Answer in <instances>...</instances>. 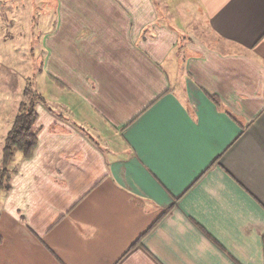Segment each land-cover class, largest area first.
Returning <instances> with one entry per match:
<instances>
[{"label":"crops","instance_id":"crops-1","mask_svg":"<svg viewBox=\"0 0 264 264\" xmlns=\"http://www.w3.org/2000/svg\"><path fill=\"white\" fill-rule=\"evenodd\" d=\"M53 1L0 264H264V0ZM40 3L0 0V90Z\"/></svg>","mask_w":264,"mask_h":264},{"label":"rangeland","instance_id":"rangeland-1","mask_svg":"<svg viewBox=\"0 0 264 264\" xmlns=\"http://www.w3.org/2000/svg\"><path fill=\"white\" fill-rule=\"evenodd\" d=\"M28 7L29 5L25 6L26 14L23 21V41L21 37H19V59L9 60L10 69H8L7 77L10 85V92H7L5 89L0 90V136L5 134L10 123L13 122L18 114L19 102L23 99V90L26 88L28 82L31 83V85H28H30L29 87L33 94H38L40 98L44 99V104L41 103L43 107L51 108L52 105L53 110L54 105L63 104L66 100L64 96L60 101L55 100L58 98V95L54 93H57L56 91L58 90L52 81L54 78L45 74L43 75L45 52L46 54L48 52V44L45 40L47 36L45 33L49 32L54 27L56 4L53 0H41L39 5L41 26L39 28L37 25H33V15H35V17L37 16L36 9L35 14L27 13ZM95 7V4L88 5L83 1L73 0L72 11H93ZM36 22L37 20H35L34 24ZM58 82H56L58 86H61V83ZM11 90H13V92Z\"/></svg>","mask_w":264,"mask_h":264},{"label":"trees","instance_id":"trees-1","mask_svg":"<svg viewBox=\"0 0 264 264\" xmlns=\"http://www.w3.org/2000/svg\"><path fill=\"white\" fill-rule=\"evenodd\" d=\"M211 99L220 104L217 98ZM40 102L44 104V99L38 94H33L27 86L23 91L19 112L5 137L0 165V190L10 192L12 189V178L18 169L11 165L15 154L20 153L24 159H31L37 150L41 132V128L37 127L39 118L37 105Z\"/></svg>","mask_w":264,"mask_h":264}]
</instances>
